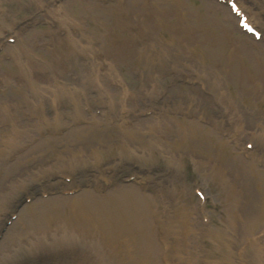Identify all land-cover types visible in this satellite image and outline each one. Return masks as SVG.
I'll list each match as a JSON object with an SVG mask.
<instances>
[{"label": "rangeland", "instance_id": "obj_1", "mask_svg": "<svg viewBox=\"0 0 264 264\" xmlns=\"http://www.w3.org/2000/svg\"><path fill=\"white\" fill-rule=\"evenodd\" d=\"M135 1L123 0V4L132 7L133 11L140 12L142 9L139 6H133ZM251 1L255 12L257 11L258 19L263 18L262 22H264V17H261V14L264 13V0ZM116 4L115 0H105L104 3L101 0H41L38 3L33 2V0H0V41H2L5 34L10 33V29L14 30L16 36L15 43L7 45L4 53L0 55V84H2L0 86H4L0 90V101H6L12 107L11 112L14 114L13 122L16 127L20 124L31 125L35 123L33 121L35 115L33 118L30 116L31 106L28 100L37 102L38 107L42 105L44 107L43 101L45 102V100L42 99H47L46 95H41L38 99L31 96V86L27 84V79H24L25 72H28L34 79H40L39 74L42 71L47 77L51 76L50 73L52 72L47 70V67L50 66L51 70L57 71L58 76H60L61 85L75 81L73 77L75 74L71 72V69L64 67V72L61 66L67 63L68 55L73 51L79 56L87 54L85 51L77 50L74 42L69 37L70 35L80 41L79 38L81 37L76 29L77 25H82L85 28L86 35L97 37L95 38L96 46L93 51H97V54L107 52L109 54L107 62L119 61V56L121 57L117 63L118 67L113 66L116 70L110 73L112 75L110 80L104 79L102 82L104 92L108 96L114 94V101L118 103L121 90L116 89L111 81L119 79L122 80V84L124 82L125 85H128L130 94L141 96L140 103L128 102L129 106L125 105L132 110V113L129 112L126 125L124 124L130 132L128 137L123 136L124 140L122 142L125 145H121L120 141L122 138L120 133L122 124L110 126L105 122H99L95 113L83 111L84 121L71 128L70 124H75L72 121L74 119L71 118V121L68 118L62 119L64 115H71L67 109V103L65 109L59 110L61 111L60 123L52 127L54 131L45 130L41 134L39 132L41 127H37L39 129L35 130L36 132L31 133L29 136L19 137L14 146L7 147V151L0 157V216L15 209L18 218L12 223L11 228L6 230L0 240V260L3 258V263L5 262L1 253L7 249L16 231L23 234L28 230L30 236L38 234L42 228L52 230V234H58L61 231L72 234L74 230L77 231L75 227L79 226L78 221L71 218L74 215L71 210L76 206L74 199L58 201L57 203L50 202V209L46 211L50 210L52 212L55 208L61 207L57 213L59 218L44 217V220L37 226L33 225L30 217L36 208L20 204L21 194L25 192V189H29L34 181L54 175L59 171L72 174L73 170H82L83 165L84 168L87 165H92L101 168L102 171H112L111 178L114 181V186L106 193L95 194L89 188L82 186V190L77 194L81 198H89L88 200L95 203H101L114 197L124 187L131 188L139 194L138 188L136 189L132 184L119 180L128 173L125 167L126 158L152 167L169 165L171 170H174L168 164L169 160L167 159V156L169 158L172 156L179 163L180 167L178 169H181L185 175L184 178H181V181L172 176L167 177L161 171H154V173L162 176L163 180L169 183L173 189L182 192L183 202L186 204L191 202V206L196 207V199L192 195L188 175L189 173L202 175L200 170L209 173L210 169L207 166L201 167L204 161L202 158L203 153L206 152L205 143L210 149H212V145L219 146L218 153H222L226 158L230 157L232 150L226 141L224 145L218 134L209 131L206 122L200 118L204 115L214 121V117L219 116L218 112H214L210 100L207 98L203 100V95L199 92L197 86L189 87L176 81L173 72L182 73L183 77L206 80L207 83L213 85L210 88L211 90L223 91L228 101L236 106L238 114L248 123L251 129L255 131L264 128V99L262 98L264 96V85H260L261 89L253 90L251 86L254 81H249L250 77H255V81H257L256 78L264 79V69L257 68L252 60L253 56L264 57V49L254 48L260 46L261 43L254 42L249 37L245 38L244 35L238 32L235 26L236 21L232 20L225 7H218L219 5L209 0H147L142 10L143 13L138 18L128 16L126 20L122 14L115 15V10H112V8ZM172 4L182 6L189 13L193 12L189 16L188 27L183 30V33H191V36L184 35L178 29H173V27L162 26L151 16L152 11L172 15L170 9ZM56 6L62 8V17L64 18L62 22L65 27L60 26L63 24L58 19ZM36 8L44 10L42 17L53 21V28L41 26V19L37 22L32 21L30 24L18 23V21H25ZM104 18H107L108 22L106 27L100 30ZM108 28H110V32L107 31L100 35L101 31L108 30ZM60 30L65 31V35L62 37L59 36ZM127 37H129V44L134 51L131 50L129 55L126 53L127 51L125 52L126 49L115 52L117 47L125 48ZM187 43H189V46L194 47V51L189 52L187 50ZM15 52L19 56L18 60L2 61V55L10 54L11 56V53ZM61 57L62 60L58 61ZM97 60L98 63L92 64L97 68L96 72L108 73L104 56L98 55ZM28 62L37 65L31 66ZM81 63L79 62L80 67H82ZM131 71L142 74L139 83L132 81ZM242 72L247 74L244 80L241 79ZM33 73H37V75ZM149 73H151V79ZM158 73L162 75L158 76ZM6 82H9V86L6 85ZM243 82H246L247 90L242 85ZM38 87L40 86L35 85L34 89L40 92L37 89ZM42 87L48 90L46 83ZM95 87L98 88L100 85H95ZM151 90H154V93H151ZM256 98L258 99L255 100ZM255 101H258V103ZM91 102L96 104V101ZM124 102L126 104L127 101L124 100ZM149 102L153 103L151 108L155 109L157 114L159 113L160 120H153L152 116L138 117L135 115L137 111L144 112L151 109L148 107ZM47 106L52 107L49 104ZM119 108L120 106L116 104L115 110L109 107V112L119 115ZM205 113L211 114L213 117ZM89 117H93V119ZM46 118L51 121L52 116ZM150 125H153V127L150 128ZM10 126V122L0 121V135L2 130H7ZM43 128L48 127L43 126ZM55 131L57 133H54ZM77 136H81V138L79 139ZM49 139H54V141H49ZM138 141L139 147L137 146ZM39 144L41 145L35 149L34 146ZM64 145H70L72 150H78L79 153L71 154L68 148H64ZM123 146L127 148H123ZM133 150H137L142 159L127 154ZM59 152H62L61 155L66 158L65 164H72L69 170H67L68 168L63 169V166H61V169H56L58 168L57 158ZM80 152L84 154H80ZM152 155L154 161L148 162V159H152ZM156 155L159 157V161L156 159ZM27 160H32V164L28 166L29 168L22 164V161ZM12 164H15V167L7 170V166ZM238 171L240 172V170ZM258 171L260 172V170ZM84 181L86 179L81 176L74 179L69 187ZM209 185L207 189L215 209L213 232L223 236L226 212L221 203L220 189L213 183ZM52 186L55 187L56 184L53 183ZM9 187H12L10 198L8 197ZM147 187L150 186L146 185ZM142 195L143 201L146 203L142 210L146 212L142 211V214L137 216L139 226L147 224L149 231H152L151 216H148L150 209L147 204L153 205V202L150 201L153 197L150 192H142ZM247 198L253 200L250 195L246 197L241 191H238L235 207L234 203H230L233 208L230 215L233 219V226L227 230V236L235 242H227L226 246L222 243V240L220 244L215 242V245L212 246L213 255L209 259V264L221 263L224 254L234 253L235 243L237 245L241 244L246 237L256 232L259 226L264 223V219H260L255 226L246 227L243 225L246 220H254L263 208L257 210H253V206L247 209L243 208ZM10 200L12 205L8 203ZM37 200L32 203H36ZM143 201L138 199V204L142 205ZM96 206L98 204L87 205V208ZM210 207L212 206L210 205ZM82 214L85 220L87 217L86 211L82 210ZM191 216L195 218L194 211ZM80 217L83 219L82 216ZM189 223L192 229L195 227L197 230L195 223L190 221ZM11 230L14 231L11 233ZM91 230L84 233L82 240L95 238ZM191 243L193 246V239H191ZM23 247L26 251L27 248ZM119 247L123 250V245L119 244ZM149 247L154 250L153 247ZM110 249L114 255V260H117L118 264H132L131 260H126L125 263L119 261L115 245L110 244ZM18 250L20 249L14 248L12 254H15ZM250 251L252 258L255 256L253 260L260 261L253 264H264V253L258 252L257 257L253 249Z\"/></svg>", "mask_w": 264, "mask_h": 264}, {"label": "bare ground", "instance_id": "obj_2", "mask_svg": "<svg viewBox=\"0 0 264 264\" xmlns=\"http://www.w3.org/2000/svg\"><path fill=\"white\" fill-rule=\"evenodd\" d=\"M40 1L41 0H34L33 2L38 3ZM145 1L147 0H136L133 6H139L143 10V7L146 5ZM115 2H117V4L115 7L112 8V10H115L114 11L115 15L122 14L124 15L123 18L126 20L128 19V16H130L131 18H138L143 13L142 10L140 12L133 11L132 7L123 4V0H115ZM95 6L100 7L99 5H95ZM170 9H171L172 15H167V14H164V12L162 13L160 11L159 12L152 11L151 16L154 17V19L160 25L167 26V27H173V29H178L179 31H181L182 34L184 35L187 34L188 36H191V33H183V30L188 27V21L190 20L189 16H191L190 14H192L193 12L191 11V13H189L188 11H186L185 8H183L182 6L178 4H172L170 6ZM56 11L59 13L58 19L63 24L62 20H64V18L62 17L63 15L62 8L57 6ZM107 22H108V19L104 18L103 25L100 28V30L106 27ZM73 24L77 25L76 23H73ZM60 26L65 27V24L60 25ZM76 29L78 30L80 37H81L79 38V40L83 43H81L80 41H78L77 39L69 35V37L71 38V41L74 42V45L76 46L77 50L85 51L87 53L86 56H94L96 52L95 50L93 51V49L96 46L95 38L97 37L94 38L92 36L86 35L85 28H83L82 25H77ZM107 31L110 32V28H108V30L101 31L100 35H102L103 33H106ZM187 45H188L187 50L189 52L194 51L193 46H189V43H187ZM254 48L259 49V50L264 49V47L261 45L256 46ZM121 49H126L125 52L127 51L126 53H128V55L130 54L131 50L132 52L134 51V49L131 48L129 44V37L126 38L125 48L117 47L115 52L116 51L119 52V50ZM136 52L140 54V52L138 51ZM102 55L105 58V63L107 64L108 73H102V74L99 72L84 73L82 77L86 76L87 78H89L91 81H94V82H99L100 80L108 79L111 77L110 73L116 70V69L114 70L113 66L118 67L117 63L120 61L121 57L118 55L119 61L113 60L112 62L110 61L107 62L109 54L107 52H102ZM61 60H62V57L58 61H61ZM252 60H253L254 65L257 68L264 69V63H263L264 57L263 56L261 57L253 56ZM28 64L31 66L37 65L33 62H28ZM47 70L48 72L51 71L52 73H50L51 76H48V77L46 76L44 80L32 79L28 76V72H25L24 78L27 79V83L31 86V91H32L31 96H34V98H36L39 95L49 94V100L51 103H55L57 99L66 100L68 102L67 109L72 113V115L73 116L81 115L79 114L80 111L77 109V101L75 100L76 93H74V90L76 87L81 88L82 90L81 92L83 93L85 92L88 95L87 91L83 89L81 84L80 85L73 84L72 86L63 85L61 87V83L59 79L60 76H58L57 71H52L50 66L47 67ZM42 73H44V71H42ZM241 76H242L241 79L244 80L247 74L242 72ZM149 77L151 79V73H149ZM254 78L255 77H253L252 79L254 81L253 82L254 84L253 86H251V88L253 90L260 89L261 88L260 85H264L263 83L264 79L261 80L260 78H256L257 81H255ZM45 83H46V86L48 87V90H45L44 88H42V85ZM35 85L40 86L37 88L38 91L40 92H37L34 89ZM242 85L247 90L246 82H243ZM55 93L58 94V96H55ZM257 99L258 98H256L255 100ZM28 101L32 102L30 100ZM255 102L258 103V101H255ZM6 103L7 102H0V108H1L0 113L4 119H7L10 122L11 114L8 115L6 113L8 112L4 106ZM108 104L111 105L112 108L115 106L114 94L109 95ZM7 107H9V105ZM58 123H59V113H55L52 118V121L48 123L47 125L53 126L54 124H58ZM23 125L24 124H20L19 126L16 127L14 124L15 129L11 128V129L2 131L0 135V157L7 151L6 150L7 147H11L15 145L19 137L30 135V132L33 130V127L31 125H24V126ZM151 126L152 125H150V127ZM122 131L126 136L130 134L127 128H123ZM76 134H77V131H76ZM241 134L243 133L241 132ZM77 137L80 138L79 136ZM74 138L76 139V137ZM259 138L260 140H262V136H259ZM49 141H54V139H49ZM41 144L35 145L34 146L35 149H37ZM121 145H125V143L121 141ZM205 145H206L207 150L204 154V161L201 167L204 168V166H207L210 169V171L209 173H206L205 171H202V170L200 171L202 175L204 176L205 182L207 185L209 182H211L217 185L220 189L221 203L223 204L225 208V212H226V218L224 220V236L227 241L225 233L227 230L231 229L233 226V219L230 216L233 212V208L230 203H234L236 201V195L233 193V191L236 188H238L236 187V184H239L242 187L243 191L246 194H249L254 201L253 202L252 200L247 198L244 202L246 206L248 207L253 206V210H257L263 207L260 210L259 215L254 220H246L243 222V225L246 227L251 226V225L255 226L258 220L264 218V197L263 199H261L260 197L261 195L264 196V175H262V177L259 176V174L253 170L255 167L252 169L251 167V165H253L252 163H250L251 165H243L242 163L239 162V160L235 158L238 163L237 164L232 158L230 157L226 158V156L223 155L222 153H218V149L220 148L219 146L213 145V150H210L207 147L206 143ZM137 146L139 147V141L137 142ZM260 146L264 149V143H262V145ZM123 148H127V147L123 146ZM68 150L71 154L79 153L78 150H72L70 146H68ZM61 153L62 152L58 153V158H57L58 167L60 168L61 166H63L64 168H68L70 164L69 163L65 164L66 158H64L61 155ZM80 154H84V153L80 152ZM130 154L135 155V156H140L139 154H135L134 152L133 153L130 152ZM22 158L23 156L21 157V159ZM152 161H153V156H152ZM22 164L28 167L32 164V160L22 161ZM11 167H15V164L7 166V170L10 169ZM261 168L264 169V164ZM238 170H240V172ZM251 176H253V178L256 181H254L251 178ZM11 189L12 187H9L8 189L9 198L11 197V192H12L10 191ZM62 199L63 198L58 197V198L47 199L45 201H40V202H36L32 204L31 207L33 206L36 208V210H39V213L32 214L33 224L37 226L44 220V217L58 218L57 212L60 207L55 208L52 212L50 210H48L49 212L46 210L50 209V202L57 203V201H60ZM138 199H141L142 201L144 200V198L141 197V194H137L131 188L128 189L124 187L123 190H119V192L116 195H114V199L110 198V201L105 200V201H102L101 203L85 201V202L79 203L78 208H75V209L77 210L84 209L86 211L88 222L92 225H96L100 227V236L104 242L108 241L110 243H117V242L123 241L125 245V254L131 259L132 264H156L155 254L157 253V248L153 251L149 247V246L155 247L153 246L151 242V232L149 231V227L147 224L146 225L142 224L141 226H139V221L137 217L139 214H142V211L145 212V210H142V209L146 203L143 201L142 205H139ZM177 199H178V204L173 213V215L175 216L174 221L176 222L175 238L177 239V245L176 247H174L173 256L176 257L177 260L180 261V264H189L190 258H191L190 250L186 249L185 245H186V238L188 237L191 238L193 234L195 236L194 230L191 229L190 224L188 222L192 209H191V206H187L183 202H180L178 195H177ZM8 203L12 205L11 200ZM93 204H98V206L94 208H89V209L85 208L87 205H93ZM71 211H74V209H72ZM178 213L182 215L181 218H179ZM12 231L13 230H11V233ZM27 231L23 234H19L20 232L16 231L13 234L12 240L10 243L14 244L13 241L16 239V236L19 237L20 242H23V241L28 242L29 238H28ZM40 231L41 233L49 232V229L42 228ZM61 237H63V235L54 236L53 241L54 242L58 241ZM152 237H153V232H152ZM72 238L74 240H78V236H73ZM11 244L8 247H11ZM189 255H190V258H189ZM258 255L259 254H257L256 256L258 257ZM234 262H235V258H231L230 255L229 257L226 258V264H233ZM254 262L259 263L260 261L253 260V263ZM27 263L28 262L23 261L21 264H27Z\"/></svg>", "mask_w": 264, "mask_h": 264}]
</instances>
